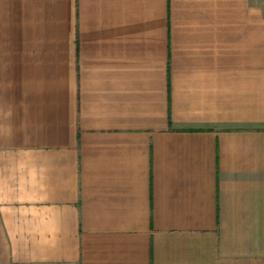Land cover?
<instances>
[{
  "label": "crops",
  "instance_id": "0c3cea01",
  "mask_svg": "<svg viewBox=\"0 0 264 264\" xmlns=\"http://www.w3.org/2000/svg\"><path fill=\"white\" fill-rule=\"evenodd\" d=\"M0 264H264V0H0Z\"/></svg>",
  "mask_w": 264,
  "mask_h": 264
}]
</instances>
